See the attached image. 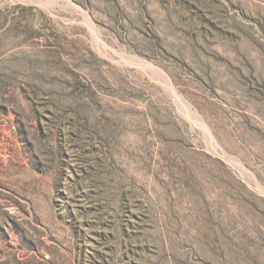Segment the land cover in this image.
<instances>
[{
  "label": "rangeland",
  "instance_id": "374dc122",
  "mask_svg": "<svg viewBox=\"0 0 264 264\" xmlns=\"http://www.w3.org/2000/svg\"><path fill=\"white\" fill-rule=\"evenodd\" d=\"M0 264H264V0H0Z\"/></svg>",
  "mask_w": 264,
  "mask_h": 264
}]
</instances>
